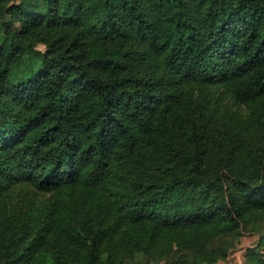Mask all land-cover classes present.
<instances>
[{"label":"trees","instance_id":"trees-1","mask_svg":"<svg viewBox=\"0 0 264 264\" xmlns=\"http://www.w3.org/2000/svg\"><path fill=\"white\" fill-rule=\"evenodd\" d=\"M263 217L264 0H0V264H216Z\"/></svg>","mask_w":264,"mask_h":264},{"label":"rangeland","instance_id":"rangeland-1","mask_svg":"<svg viewBox=\"0 0 264 264\" xmlns=\"http://www.w3.org/2000/svg\"><path fill=\"white\" fill-rule=\"evenodd\" d=\"M40 49L44 50V47H40ZM220 105L224 107V102H223V105L222 104ZM224 115L230 118L231 112H226L224 113ZM218 120L219 121L217 123L219 125H223V123L220 122V120H222V117L219 116ZM261 238H264V217L261 218L258 223L257 233H248L247 235H244L243 237H241L239 242L236 243L235 249L232 250L228 258L216 264H242L244 260L245 250L249 247H257L258 242L261 240ZM128 264H133V263H128ZM150 264H163V262L154 260Z\"/></svg>","mask_w":264,"mask_h":264}]
</instances>
